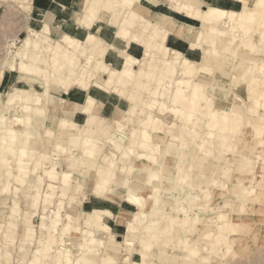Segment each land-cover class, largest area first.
I'll use <instances>...</instances> for the list:
<instances>
[{
    "label": "rangeland",
    "instance_id": "374dc122",
    "mask_svg": "<svg viewBox=\"0 0 264 264\" xmlns=\"http://www.w3.org/2000/svg\"><path fill=\"white\" fill-rule=\"evenodd\" d=\"M81 1L0 0V157H7V162L0 159V264H32L33 261L39 264H264V25L254 22L246 28L245 22L223 23L222 28L233 29L239 39L238 46L227 54L214 49L210 37L199 46L190 47L188 41L171 35V45L167 40L169 47L203 65L197 68L191 83L176 85L181 74H175L174 79L163 78L165 84L160 90L168 89L169 97L160 93L150 98L155 77L149 79L139 72L136 75L148 83L146 87L132 81L115 92L91 86L88 91L73 87L67 93H55L73 102L69 95L71 90L84 92L86 98L89 95L97 98L99 94L105 99L97 98L102 101L100 114L112 127H116L117 111L136 104L135 115L126 118L117 131L123 141L131 145L143 138L144 127L158 131L161 140L155 142V149L151 151L154 154L151 164L156 165L154 172L148 170L150 166L144 171L140 166L132 169L133 160L112 156L110 168L119 176L110 179V197H97L93 187L98 160L88 158L80 165V174L87 179L86 198H81L83 193L77 196L72 191L62 194L59 188L54 192L48 189L49 181L40 178L41 164H37L41 150L30 147L29 174L22 179L15 177L18 173L13 161L16 144L9 132L26 128L17 120L26 113L18 102L8 104V100L11 93L23 88L35 89L42 95L44 87L21 78L23 72L19 68L10 69V64H19V48L35 31H42L47 24L52 31L49 33L52 46L61 42V34L84 39L88 32H94L103 44H111L105 61L117 69L123 66L124 58L116 48L132 54L139 47V52L132 55L144 56L145 47L134 42L131 46L115 38L113 27L106 20H99L93 28L80 26L77 17L83 13ZM202 1L233 10L243 6L238 0ZM141 2L155 13H166L195 26L201 25L200 21L176 13L163 3L154 6L145 0ZM262 5L264 9V2ZM258 10L259 16L264 15L262 9ZM55 32H59L58 36ZM205 50L211 57L204 59ZM161 60L150 66L155 76L166 75L167 69ZM241 61H244L242 67L238 66ZM79 66L90 69L84 59ZM248 66L250 71L243 75ZM189 98L196 102L190 103ZM85 100L83 97L77 103ZM226 106L229 112L225 111ZM144 110H152L157 121L151 122L145 117ZM45 113L44 127H40V121L37 125V138L49 127L54 131V142H49L48 137L42 139L47 153L42 160L43 167L76 171L75 164L86 157L81 141L58 138L53 120L56 112L47 105ZM80 115L83 117L78 118ZM34 118L32 115L33 121ZM85 118L86 114L78 113L74 117V129H83ZM94 136L100 145L111 143V133H95ZM61 147L71 150L63 153ZM101 155L103 152L99 153ZM171 156L177 157L176 163L169 161ZM141 172L144 175H140ZM133 180L147 186L140 208L125 200ZM37 183H41L39 195L35 193ZM34 198L37 201L33 207ZM93 209L112 212L105 218L109 225L107 240L95 241L90 244L91 251L82 253L80 244L84 243V233L80 218ZM122 209L131 211L125 224L117 222ZM25 214L32 226V240L25 237L24 228L28 225ZM43 215L51 221L59 220L54 227L68 224L65 239L70 235L75 238L63 243L61 254L55 253L56 242L47 248L41 247ZM113 234L122 242L123 254L111 250ZM40 248L42 251L36 253Z\"/></svg>",
    "mask_w": 264,
    "mask_h": 264
},
{
    "label": "bare ground",
    "instance_id": "6f19581e",
    "mask_svg": "<svg viewBox=\"0 0 264 264\" xmlns=\"http://www.w3.org/2000/svg\"><path fill=\"white\" fill-rule=\"evenodd\" d=\"M17 1L24 3L30 0ZM145 1L155 6L163 3L176 13L200 21L201 25L195 26L190 22L178 20L171 15L155 13L151 8L144 5L141 0H82L83 13H80L77 17L81 25L91 28L96 21L106 20L107 24L113 27L117 39L127 44L133 42L142 44L145 47L144 56L137 58L125 50H118L119 54L124 58V64L119 69L113 68L105 61L107 50L111 45L103 44L104 41L94 32H89L84 39H79L69 34H61L59 35L61 42L52 46L50 43L51 36L49 35L52 31L47 24L42 31H35L34 36L27 39L25 44L19 48V64H10V69L19 68L25 73V75L22 73L21 78L41 84L44 87V93L41 95L35 89L23 88L11 93L8 100V104L14 101L18 102L19 107L26 113L22 117L17 118L18 122L26 128L22 131L16 129L9 132L11 140L16 144L13 154V161H15L18 171L16 178L22 179L29 174L28 164L32 159L31 154L28 152L30 147L41 150V156L37 164H41V169H39L40 178L45 177L49 181L48 189L54 192L55 188H59L62 194H66L68 191H72L76 195L83 193L84 197L82 196L81 198H86L87 179L80 174V169H82L80 165L82 162L86 163L88 158L98 160L95 171L96 182L93 187V193L97 197H110L111 194L108 193L110 179L119 176L110 168V164L113 163H110L112 161L109 158H112V156H121L128 161L129 159L133 160V165H130L132 169L140 166V169L144 171L147 166H150L148 170L154 172L156 165L151 164L154 159V154L151 151L155 149V142L161 140L158 131L153 127H149V129L148 126L144 127L141 130L143 138L134 141L135 145L124 142L123 136L117 131L126 118L131 119L135 115L136 104L131 105L126 110L117 111L114 115L116 127H112V124L104 122L105 117L100 114L101 102L94 96L89 95L85 102L80 104L63 100L55 93H67L73 87L86 91L91 86H98L106 91L115 92L121 91L132 81L139 83V87H146L148 83L139 80V76L136 75V72H139L149 77V79H151L150 76L155 77L156 82L150 98L160 93L165 97H169L171 93H169L168 89L165 88L163 92L160 90V88L163 89L165 84L163 78L174 79L175 74H181V80L179 82L175 81L176 85L186 82L191 83L193 74H196L197 68L203 65L200 61L191 60L184 53L170 48L167 45L169 36L173 35L180 40L188 41L190 46H199L206 38L210 37L213 39L212 46L214 49H221L227 54L231 49L238 46L239 39L233 29L230 31L222 28L223 23L245 22L246 28H250L254 22L264 25V15L259 16L258 10L259 8L264 11L263 0H238L243 4L240 10L207 5L202 0ZM252 2L253 5H251ZM58 33L55 32L57 36ZM208 56L211 57L210 52L205 50L204 59H207ZM25 57H27V60H25ZM161 58L167 72L165 73L166 75L161 73L155 76L150 66L154 62L162 61ZM82 59H84L90 69L79 66ZM243 62L241 61L238 66L242 67L244 65ZM250 69L251 67H246L243 70V75H246ZM1 72L3 73V70ZM243 75L241 74V76ZM189 100L190 103L196 102L194 98H189ZM140 104L142 103L140 102ZM47 105L56 112L53 119L57 127L56 136L60 139H77L81 141L82 149H85L86 157L82 158V160L80 159V163L75 164L76 171L74 172L60 171L56 166L46 168L42 165V160L47 155L46 150H43L45 148H43L42 139L48 137L49 142H54V131L49 127H45V133L41 135L40 139L37 138L39 129L37 125L40 121V127H44V121L47 117L45 113ZM224 109L226 112L230 110L229 106L224 107ZM144 111H146L145 117L149 118L151 122L157 121L152 110ZM78 113L86 114L85 125L81 130H76L73 126L75 124L74 117ZM122 113L125 115L122 116ZM32 115L35 116L34 121L31 119ZM33 122L35 126L32 125ZM95 133H111V143L100 145L99 140L94 136ZM137 135L138 133L135 132L134 136ZM61 148L63 153L67 154L71 150ZM100 152H103V155L99 156ZM6 158V155H1L0 157L1 160L7 162ZM71 161L74 162L72 159ZM169 161L176 163L177 157L173 158L171 156ZM140 175H144V173L141 172ZM129 187L125 200L134 207H142L141 204L144 200L143 197L147 191V186L143 185L140 180H133ZM40 189L41 183H37L35 186L37 195L41 192ZM36 201L37 198H34V201L31 202L33 207ZM130 213L131 211L122 209L117 217V222L119 224L127 223L126 220ZM111 215L112 212L109 209H93L80 218V225L84 233V243L80 244L82 253L91 251L90 244L95 241L104 243L107 240L106 232L109 225L105 218ZM25 217L26 220L29 219L27 214H25ZM58 221V219L51 221L47 216H42V234L39 242L43 248H47V246L56 242L57 249L55 253L61 254L63 252V243L72 242L75 238L70 235L66 240L65 234L69 230V226L65 224L61 228L54 227ZM27 222L28 225L24 228L25 237L28 240H32V226L28 220ZM115 237L116 235L113 234L110 248L113 252L123 254L121 252L122 242L116 240ZM40 251H42V248L38 249L36 253ZM32 264L39 263L33 261Z\"/></svg>",
    "mask_w": 264,
    "mask_h": 264
},
{
    "label": "crops",
    "instance_id": "0c3cea01",
    "mask_svg": "<svg viewBox=\"0 0 264 264\" xmlns=\"http://www.w3.org/2000/svg\"><path fill=\"white\" fill-rule=\"evenodd\" d=\"M235 1V0H234ZM149 3V2H148ZM236 3V2H235ZM234 3V4H235ZM155 6V5H154ZM152 10V9H151ZM153 12H155V11H153ZM166 14V13H165ZM180 16V18H184L183 16H181V15H179ZM190 19V18H189ZM179 20V19H178ZM99 21V20H98ZM98 21H96L95 22V24L92 26V28L96 25V23L98 22ZM188 22V21H187ZM79 25L80 26H82V27H84L83 25H81L80 23H79ZM84 28H86V27H84ZM86 29H88V28H86ZM89 33V32H88ZM87 33V34H88ZM87 36V35H86ZM114 37H115V33H114ZM173 37V36H172ZM171 37V38H172ZM116 38V37H115ZM169 38H170V36L168 37V45H169V43H170V45H171V38H170V40H169ZM180 40V39H179ZM170 41V42H169ZM183 41V40H182ZM178 43V42H177ZM132 44L133 43H129L128 45H131L132 46ZM134 44H138V45H142V44H139V43H134ZM180 44L181 45H183V43L182 42H180ZM111 45V44H110ZM142 47H144L143 45H142ZM191 47V46H190ZM171 48V47H170ZM117 50H120L119 48H116ZM172 49H174V48H172ZM176 50V49H175ZM126 51V50H125ZM179 51V50H178ZM127 52V51H126ZM139 52V47L137 48V51H135V52H132V54H136V53H138ZM181 52V51H180ZM128 53V52H127ZM193 53H195V52H192L191 54H193ZM131 54V55H132ZM121 56V55H120ZM134 56V55H133ZM122 57V56H121ZM136 57V56H135ZM137 58H140V57H137ZM88 91V90H87ZM70 94V96H71V98L75 101V102H79V101H81L82 99H83V97H85V99H86V94L84 93V92H81L80 90H76V91H74V90H71V92H69ZM99 94H97L96 95V97L99 99V100H105V99H103V98H100V97H102V96H100ZM102 102V101H101ZM83 117V115H80L78 118H82ZM77 118V119H78Z\"/></svg>",
    "mask_w": 264,
    "mask_h": 264
},
{
    "label": "trees",
    "instance_id": "16d2710c",
    "mask_svg": "<svg viewBox=\"0 0 264 264\" xmlns=\"http://www.w3.org/2000/svg\"><path fill=\"white\" fill-rule=\"evenodd\" d=\"M191 23V22H190Z\"/></svg>",
    "mask_w": 264,
    "mask_h": 264
}]
</instances>
